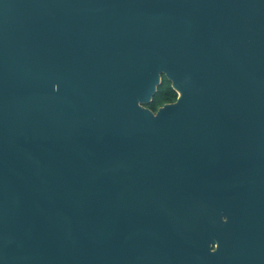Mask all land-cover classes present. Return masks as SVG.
I'll list each match as a JSON object with an SVG mask.
<instances>
[{"label":"water","instance_id":"obj_1","mask_svg":"<svg viewBox=\"0 0 264 264\" xmlns=\"http://www.w3.org/2000/svg\"><path fill=\"white\" fill-rule=\"evenodd\" d=\"M0 264H264V0H0Z\"/></svg>","mask_w":264,"mask_h":264},{"label":"trees","instance_id":"obj_2","mask_svg":"<svg viewBox=\"0 0 264 264\" xmlns=\"http://www.w3.org/2000/svg\"><path fill=\"white\" fill-rule=\"evenodd\" d=\"M176 97V91L171 88L170 82L163 76L162 83L158 86L152 101L147 106L156 111L159 106L175 101Z\"/></svg>","mask_w":264,"mask_h":264}]
</instances>
